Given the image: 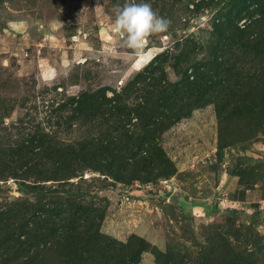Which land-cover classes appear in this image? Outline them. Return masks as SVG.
<instances>
[{
	"label": "trees",
	"instance_id": "1",
	"mask_svg": "<svg viewBox=\"0 0 264 264\" xmlns=\"http://www.w3.org/2000/svg\"><path fill=\"white\" fill-rule=\"evenodd\" d=\"M181 1L151 6L169 19ZM214 7L205 40L183 30L171 49L119 89L103 85L64 95L43 117L35 118L33 106V116L10 123L4 119L14 107L0 97V264H139L143 252L158 264H184L173 250L160 251L136 234L126 242L102 234L105 204L99 202L105 198L91 189L99 179L88 181L83 172L126 185L171 176L174 163L160 138L207 104L217 117L219 149L231 126L248 125L247 139L264 133V0H185V23ZM9 180L19 195L8 194ZM232 234L233 243L214 234L210 249L192 264H264V234L251 226Z\"/></svg>",
	"mask_w": 264,
	"mask_h": 264
},
{
	"label": "rangeland",
	"instance_id": "2",
	"mask_svg": "<svg viewBox=\"0 0 264 264\" xmlns=\"http://www.w3.org/2000/svg\"><path fill=\"white\" fill-rule=\"evenodd\" d=\"M143 3L151 5L153 0ZM116 4L109 0H0V97L9 98L5 103L14 107L4 123L25 113L26 119L33 116V106L38 107L35 118L39 119L64 95L103 85L119 89L156 54L171 49L183 30L205 40L216 10L185 23L189 17L185 0L177 3L172 17L166 18L171 21L168 30L134 53L112 30ZM188 5L193 8V3ZM169 77L174 79L170 70ZM248 127L240 123L227 129L224 138L228 140L219 149L217 117L214 106L207 104L161 136L160 143L174 163L171 176L130 185L106 184L101 182L103 176L85 170L83 177L88 181L99 179L91 189L105 198L99 202L105 204L101 233L120 242L136 234L160 251L173 250L184 264L203 258L216 233L232 243L236 238L232 233L245 226L263 235L264 133L247 139ZM7 184L8 194L19 195L12 180ZM139 264L158 262L154 254L143 252ZM159 264L163 263L159 260Z\"/></svg>",
	"mask_w": 264,
	"mask_h": 264
},
{
	"label": "clouds",
	"instance_id": "3",
	"mask_svg": "<svg viewBox=\"0 0 264 264\" xmlns=\"http://www.w3.org/2000/svg\"><path fill=\"white\" fill-rule=\"evenodd\" d=\"M115 17L112 30L122 37V45L134 53H140L150 38L168 30L171 21L158 15L149 3L132 0L114 5Z\"/></svg>",
	"mask_w": 264,
	"mask_h": 264
},
{
	"label": "water",
	"instance_id": "4",
	"mask_svg": "<svg viewBox=\"0 0 264 264\" xmlns=\"http://www.w3.org/2000/svg\"><path fill=\"white\" fill-rule=\"evenodd\" d=\"M175 196H176V195H173L172 199H175V198H176Z\"/></svg>",
	"mask_w": 264,
	"mask_h": 264
}]
</instances>
